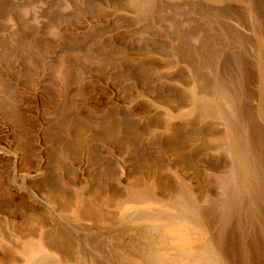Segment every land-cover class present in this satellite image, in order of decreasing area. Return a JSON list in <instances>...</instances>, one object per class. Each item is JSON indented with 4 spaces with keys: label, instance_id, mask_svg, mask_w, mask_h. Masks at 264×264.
Here are the masks:
<instances>
[{
    "label": "rangeland",
    "instance_id": "rangeland-1",
    "mask_svg": "<svg viewBox=\"0 0 264 264\" xmlns=\"http://www.w3.org/2000/svg\"><path fill=\"white\" fill-rule=\"evenodd\" d=\"M0 264H264V0H0Z\"/></svg>",
    "mask_w": 264,
    "mask_h": 264
}]
</instances>
